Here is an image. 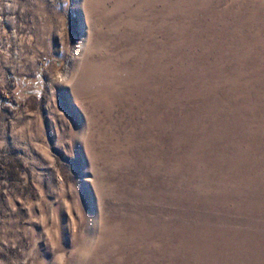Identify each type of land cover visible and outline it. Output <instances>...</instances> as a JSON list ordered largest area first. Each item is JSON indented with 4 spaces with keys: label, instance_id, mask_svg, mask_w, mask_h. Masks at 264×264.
<instances>
[{
    "label": "rangeland",
    "instance_id": "374dc122",
    "mask_svg": "<svg viewBox=\"0 0 264 264\" xmlns=\"http://www.w3.org/2000/svg\"><path fill=\"white\" fill-rule=\"evenodd\" d=\"M2 88L0 264H264V0H0Z\"/></svg>",
    "mask_w": 264,
    "mask_h": 264
},
{
    "label": "built area",
    "instance_id": "2783aa9c",
    "mask_svg": "<svg viewBox=\"0 0 264 264\" xmlns=\"http://www.w3.org/2000/svg\"><path fill=\"white\" fill-rule=\"evenodd\" d=\"M4 89H5V88H4ZM1 90H3V88L0 89V94H2V91H1ZM5 94H7L6 89H5Z\"/></svg>",
    "mask_w": 264,
    "mask_h": 264
}]
</instances>
